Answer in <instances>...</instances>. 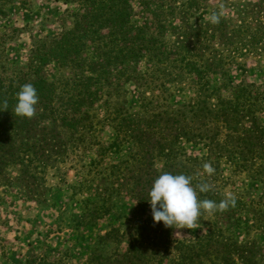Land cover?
<instances>
[{
    "label": "trees",
    "instance_id": "obj_1",
    "mask_svg": "<svg viewBox=\"0 0 264 264\" xmlns=\"http://www.w3.org/2000/svg\"><path fill=\"white\" fill-rule=\"evenodd\" d=\"M13 1L0 0V18ZM63 1L77 6L71 26L35 41L25 65L0 31V189L45 202L72 161L76 229H105L85 264H264V80L248 79L264 73V0ZM25 84L38 95L30 118L14 112ZM227 171L262 193L245 181L226 192ZM163 173L191 177L198 201L235 206L201 210L192 226L205 231L176 239L148 201ZM74 249L26 264H83Z\"/></svg>",
    "mask_w": 264,
    "mask_h": 264
},
{
    "label": "rangeland",
    "instance_id": "obj_2",
    "mask_svg": "<svg viewBox=\"0 0 264 264\" xmlns=\"http://www.w3.org/2000/svg\"><path fill=\"white\" fill-rule=\"evenodd\" d=\"M76 10L75 4L63 0H14L7 6V16L0 18V31L8 35L6 48L10 62L25 65L34 42L47 36L60 35L71 26L73 19L68 12ZM47 72L54 76L56 69L50 65ZM248 79L262 82L264 73L253 71ZM129 99L132 105H137V92L131 90ZM189 147L190 151L198 150ZM71 163L68 162L58 176L50 175L53 189L45 202L28 198L16 185L1 187L0 264H26L31 256L42 254L56 258L61 255V250L72 246L75 247L73 254L76 259L85 264L98 236L105 229L103 222L96 227L76 229L74 217L79 210L77 199L82 196L74 195L72 186L76 183V171ZM227 175L230 180L226 192H231L235 181V188L242 189V182L245 181L255 195L262 193L257 182L247 180L243 175H231L229 171ZM191 229L197 233L205 231L201 225L191 226ZM189 231V228L174 226L173 237H189ZM260 240L264 243V234Z\"/></svg>",
    "mask_w": 264,
    "mask_h": 264
},
{
    "label": "clouds",
    "instance_id": "obj_3",
    "mask_svg": "<svg viewBox=\"0 0 264 264\" xmlns=\"http://www.w3.org/2000/svg\"><path fill=\"white\" fill-rule=\"evenodd\" d=\"M222 13H213L212 23H219ZM17 102L14 112L17 116L32 117L35 113V105L38 103V95L35 87L25 84L17 93ZM204 170L211 174L214 169L210 164H204ZM200 192H207L209 185L198 186ZM233 206L235 199L229 197ZM228 199L217 205L214 201H198L196 191L191 186V177L183 174H161L148 191V201L151 204L153 219L156 223L163 222L166 227L181 226L189 228L196 222L201 210L223 211L228 207Z\"/></svg>",
    "mask_w": 264,
    "mask_h": 264
}]
</instances>
